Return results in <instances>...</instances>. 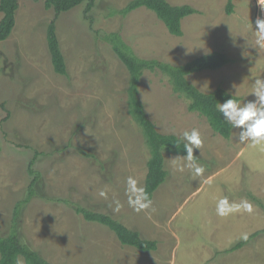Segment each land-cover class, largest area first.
<instances>
[{
	"label": "rangeland",
	"instance_id": "374dc122",
	"mask_svg": "<svg viewBox=\"0 0 264 264\" xmlns=\"http://www.w3.org/2000/svg\"><path fill=\"white\" fill-rule=\"evenodd\" d=\"M18 1L16 26L0 42V235L17 230L52 264H264V234L229 252L264 228V210L251 198L264 205V145L239 143V129L230 139L216 134L160 71L144 73L140 99L159 132L179 137L200 132L203 144L194 157L205 172L194 176L187 167L180 172L186 162L165 153L169 176L154 193L152 207L136 212L128 205L127 178L144 187L150 151L129 114L128 70L103 40L120 32L140 58L172 65L223 51L228 65L188 80L205 93L222 87L243 106L255 100L254 81L264 79V49L255 43L257 0H234L231 14L227 0H168L197 10L183 19L180 37L145 7L126 17L116 14L132 0H95L89 13L84 3L56 21L69 77L54 71L48 48L54 10L45 8V0ZM35 157L34 170L41 175L37 193L15 215L35 177L29 172ZM224 197L247 201L252 212L217 215ZM57 199L110 214L156 241L157 250L122 245L107 227L87 222ZM115 201L122 205L119 212ZM18 264L26 263L20 257Z\"/></svg>",
	"mask_w": 264,
	"mask_h": 264
},
{
	"label": "trees",
	"instance_id": "16d2710c",
	"mask_svg": "<svg viewBox=\"0 0 264 264\" xmlns=\"http://www.w3.org/2000/svg\"><path fill=\"white\" fill-rule=\"evenodd\" d=\"M234 0H227V13L231 14L234 9ZM87 4L86 13L93 10L95 0H45V8L54 10L55 17L48 23L46 38L54 71L65 77H69L66 59L63 55L61 44L57 35L56 21L58 17L76 7ZM18 0H0V42H4L11 36L16 26V14L19 9ZM145 7L153 11L157 18L163 22L169 33L173 36H182V21L188 16L197 13L191 5H173L168 0H132L126 7L116 14L126 17L131 12ZM103 40L109 44L119 60L128 70L130 79L128 87L129 114L142 129L145 136L150 156L147 162V175L144 188L149 197L153 198L156 190L167 180L169 173L165 167V153L184 156V141L175 134H164L157 130L154 122L149 118L146 107L140 99V83L146 71H160L168 76L174 91L183 94L190 100L189 110L198 112L204 116L214 132L225 139H230L233 133L231 126L225 121L222 113L217 109L218 103L234 98L238 102L240 98L231 94L222 87H218L210 93L202 92L197 86L188 80V76L203 72L221 69L231 62L230 57L223 51H215L196 57L184 65H172L156 59H143L137 56L128 45L120 32L106 34ZM178 145V146H177ZM39 154L36 153V157ZM86 157L94 158L92 154H84ZM36 157L32 160L29 172L35 176L28 188L27 199L20 201L16 206L15 215L18 214L20 206L27 203L36 195V185L41 181V175L34 170ZM251 198L264 210V205L256 197ZM56 202L64 203L83 216L87 222L101 224L111 230L122 245L136 248L142 252L157 250V242L145 239L137 230L127 228L124 224L114 219L108 213L96 212L81 206L68 199H57ZM264 234V228L247 239L237 242L229 252L243 248L255 237ZM22 257L26 264H52L45 259L29 243L25 242L17 230L13 229L7 235H0V264H18Z\"/></svg>",
	"mask_w": 264,
	"mask_h": 264
},
{
	"label": "clouds",
	"instance_id": "9594fccd",
	"mask_svg": "<svg viewBox=\"0 0 264 264\" xmlns=\"http://www.w3.org/2000/svg\"><path fill=\"white\" fill-rule=\"evenodd\" d=\"M258 5L264 9V0H257ZM256 45L264 49V19L256 20ZM252 95L254 101H249L243 106L234 98L218 103L217 109L222 113L225 121L232 129H239L238 142L247 144L248 147H257L264 145V79L254 81ZM184 141V150L186 155L173 158L174 160L183 159L186 163L178 167V171L183 172L185 167L192 170L194 176H202L205 168L196 162L194 150L200 149L203 140L197 129L190 132L184 131L181 136ZM178 146V145H177ZM126 194L128 196V205L136 212L146 211L152 207V200L146 189L139 185L136 178L129 176L126 181ZM101 197L107 198L104 190L99 192ZM114 211L119 212L122 205L115 201ZM241 209L251 213L252 205L247 201L241 203H230L227 197L220 199L216 205L217 215L221 217L241 211ZM247 239V237H244Z\"/></svg>",
	"mask_w": 264,
	"mask_h": 264
},
{
	"label": "built area",
	"instance_id": "2783aa9c",
	"mask_svg": "<svg viewBox=\"0 0 264 264\" xmlns=\"http://www.w3.org/2000/svg\"><path fill=\"white\" fill-rule=\"evenodd\" d=\"M258 18L264 19V9H262L261 7L259 8V11H258Z\"/></svg>",
	"mask_w": 264,
	"mask_h": 264
}]
</instances>
